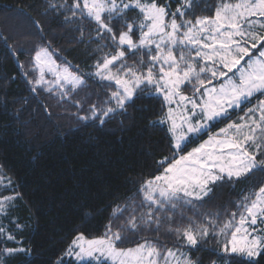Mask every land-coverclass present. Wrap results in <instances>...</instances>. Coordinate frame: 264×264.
Returning a JSON list of instances; mask_svg holds the SVG:
<instances>
[{
  "label": "snow or ice",
  "instance_id": "1",
  "mask_svg": "<svg viewBox=\"0 0 264 264\" xmlns=\"http://www.w3.org/2000/svg\"><path fill=\"white\" fill-rule=\"evenodd\" d=\"M198 3L199 0H183L174 12L158 0H73L71 6L52 0L48 4V10L57 15L71 12L64 23L86 19L95 24L96 36L90 40L106 42L98 44L94 54L109 47L114 53L97 57L95 71L85 74L79 66L72 70L71 62L61 58L50 42L35 47L32 61L38 74L29 81L31 91L55 94L61 103L76 107L73 115L85 126L93 121L102 127L118 113L127 116L128 107L138 99L158 101L157 119L149 120V126L165 133L171 152L156 162L159 174L144 179L134 195L127 198L131 208L127 203L113 207L102 235L89 239L78 233L74 237L65 255L74 258L76 264H198L180 248L195 249L209 238L220 237L224 238L221 253L231 258L225 264H260L259 258L264 257V185L245 194L236 202L239 211L222 222L219 213H207L199 220L188 217L183 228L169 227L167 232L175 233L178 248L162 250L158 236L143 239L133 247H119L126 240L123 233L135 234L141 228L159 232L163 220L171 222L174 218L164 213L194 209L220 184L238 181L255 171L264 172V159L258 158L264 157V98L245 109L239 123L229 120L198 146L184 151L214 122L229 119L232 110L251 104L257 94L264 97V0H222L212 16L185 19L193 4ZM130 10H138L142 19L138 24L135 18L126 22L123 27L127 30L117 35L115 23ZM137 29L139 36L134 40ZM38 31L42 35V30ZM78 39L83 42V32ZM137 52L141 57L128 63V57ZM58 59L62 63L58 64ZM47 75L52 78L46 79ZM92 77L109 86L114 84L115 88L103 101L85 109L86 101L72 100V95L86 78ZM189 86L191 95L182 90ZM138 110L148 112L149 108L141 105ZM81 112L87 114L79 115ZM12 183L0 165V188L12 193L0 196V217L6 216L8 208L20 198ZM135 196L142 197L139 204ZM145 207L147 211L135 214L138 208ZM126 211L132 214L113 231L112 220ZM10 223L15 224L11 231L0 223V244L18 246L0 248V264L17 254L30 255V249L20 246L22 237L17 238L24 225L15 218Z\"/></svg>",
  "mask_w": 264,
  "mask_h": 264
},
{
  "label": "trees",
  "instance_id": "2",
  "mask_svg": "<svg viewBox=\"0 0 264 264\" xmlns=\"http://www.w3.org/2000/svg\"><path fill=\"white\" fill-rule=\"evenodd\" d=\"M50 2L52 0H0V165L3 166V175L12 178V188L20 193L4 221L9 231L15 229V224L10 223L13 218L24 225L17 238L23 239L20 246L30 249V255L17 254L7 258L5 264H56L57 261L76 264L65 255L74 237L78 233H84L86 237L102 235L113 207L127 203L131 208L132 202L127 198L134 195L144 179L159 174L155 170L156 162L171 154L165 133L149 126V120L157 119L158 101L138 99L134 106L128 107L127 116L118 113L102 127L93 121H88L85 126V122L73 115L77 112L76 107L61 103L55 94L43 90L34 94L31 91L29 81L38 74L32 61L35 47L50 42L61 58L71 62L72 70L79 66L80 72L85 74L94 72L97 57L114 53L109 47L94 54L97 45L106 42L90 40L96 36L95 24L86 19L64 23L71 12L57 15L48 10ZM55 2L71 6L73 0ZM221 2L199 0L185 19L194 21L197 17L212 16ZM158 3L169 5V11L174 12L182 1L158 0ZM133 18L137 24L142 19L138 10L128 11L115 23L117 35L120 30H127L124 24ZM104 19L107 21V16ZM177 20H180L179 16ZM81 32L83 42L78 39ZM138 33V29L133 33L134 40L138 39ZM19 49L23 51L18 52ZM140 57L141 53L137 52L135 56H129L127 62L133 63ZM57 63L62 60L58 59ZM46 77L51 78L50 75ZM114 88V84L109 86L98 78H86L84 85L74 90L72 100L86 101V109L91 103L103 101ZM182 90L191 95L190 86ZM261 98L264 97L257 94L251 104L232 110L229 119L214 122L199 139L188 143L184 151L198 146L208 135L225 127L229 120L239 123L244 110ZM141 105H146L149 111L138 110ZM261 185H264L262 171H255L238 181L222 183L213 189L202 205L194 209H177L174 214L164 213L174 218L171 222L163 220L159 232L141 228L135 234L123 233L126 240L119 247H133L143 239L154 240L158 236L162 250L178 248L175 233L167 232L169 227L183 228L188 217L199 220L207 213H219L222 222L232 212L239 211L236 202ZM10 194L0 188V196ZM141 199V196H135L136 204ZM143 211L147 208H138L135 214L139 216ZM181 212L185 217L183 220ZM131 214L126 211L114 218L113 231ZM223 242V237L209 238L195 249H180L198 264H225L231 258L221 253ZM16 246L13 243L0 244V248ZM259 260L264 264V257Z\"/></svg>",
  "mask_w": 264,
  "mask_h": 264
},
{
  "label": "rangeland",
  "instance_id": "3",
  "mask_svg": "<svg viewBox=\"0 0 264 264\" xmlns=\"http://www.w3.org/2000/svg\"><path fill=\"white\" fill-rule=\"evenodd\" d=\"M182 2H183V0H181ZM170 19V18H169ZM138 32H139V30H138ZM139 34V33H138ZM176 55L178 56L179 55V53L177 52L176 53ZM95 71V70H94ZM52 78V77H51ZM51 78H47L46 77V79H51ZM186 94V93H185ZM187 95H189V94H187ZM12 206H14V203L8 208V210H7V215L6 216H3V217H0V223H2L4 226H6L7 227V222L6 221H4L6 218H7V216H8V214H9V212H10V208L12 207ZM89 239H91V238H93V237H88ZM173 249H175V248H173ZM181 251H183L186 255H188L186 252H185V250H183V249H180ZM66 257L67 258H70V257H68L67 255H66ZM71 259H73L74 260V258H71ZM75 261V260H74ZM84 262H87V261H84ZM109 264H110V262H109Z\"/></svg>",
  "mask_w": 264,
  "mask_h": 264
},
{
  "label": "crops",
  "instance_id": "4",
  "mask_svg": "<svg viewBox=\"0 0 264 264\" xmlns=\"http://www.w3.org/2000/svg\"><path fill=\"white\" fill-rule=\"evenodd\" d=\"M234 2H236V1H234ZM234 2H233V3H234Z\"/></svg>",
  "mask_w": 264,
  "mask_h": 264
}]
</instances>
